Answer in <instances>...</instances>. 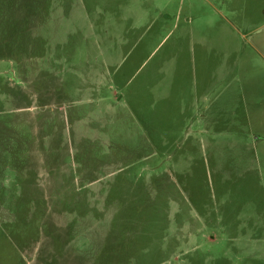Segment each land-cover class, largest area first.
<instances>
[{"label": "rangeland", "instance_id": "rangeland-1", "mask_svg": "<svg viewBox=\"0 0 264 264\" xmlns=\"http://www.w3.org/2000/svg\"><path fill=\"white\" fill-rule=\"evenodd\" d=\"M262 34L264 0H0V264H264V126L190 121L186 78Z\"/></svg>", "mask_w": 264, "mask_h": 264}, {"label": "crops", "instance_id": "crops-1", "mask_svg": "<svg viewBox=\"0 0 264 264\" xmlns=\"http://www.w3.org/2000/svg\"><path fill=\"white\" fill-rule=\"evenodd\" d=\"M246 42L247 47L241 45L242 48L235 51L237 60L232 69L227 66L229 59L221 54L213 68L211 65L186 76L187 83L193 85L192 100L187 105L188 109L194 110L193 119L189 115L190 121L198 116V122L206 127L218 125L223 119L232 127L264 126L263 119L257 124L254 122L258 117L256 111L264 109V34ZM202 50L199 51L200 61L206 62ZM221 64L222 68L218 69ZM249 131L251 137H264V131L254 128Z\"/></svg>", "mask_w": 264, "mask_h": 264}, {"label": "trees", "instance_id": "trees-1", "mask_svg": "<svg viewBox=\"0 0 264 264\" xmlns=\"http://www.w3.org/2000/svg\"><path fill=\"white\" fill-rule=\"evenodd\" d=\"M3 148H5V147H3ZM5 149H8L7 151L9 152V147H8V145L6 144V148ZM19 258H20V256H19ZM20 264V263H19Z\"/></svg>", "mask_w": 264, "mask_h": 264}]
</instances>
